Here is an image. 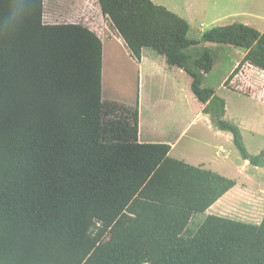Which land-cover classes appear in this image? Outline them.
I'll return each mask as SVG.
<instances>
[{
    "label": "trees",
    "instance_id": "1",
    "mask_svg": "<svg viewBox=\"0 0 264 264\" xmlns=\"http://www.w3.org/2000/svg\"><path fill=\"white\" fill-rule=\"evenodd\" d=\"M98 3L135 59L148 47L184 69L213 125L264 167L225 99L202 85L207 42L245 50L225 85L244 64L264 71V31L236 22L190 37L189 22L153 0ZM43 16L44 0H0V264H264V215L195 220L237 181L139 142L138 104L103 100L98 33Z\"/></svg>",
    "mask_w": 264,
    "mask_h": 264
},
{
    "label": "crops",
    "instance_id": "2",
    "mask_svg": "<svg viewBox=\"0 0 264 264\" xmlns=\"http://www.w3.org/2000/svg\"><path fill=\"white\" fill-rule=\"evenodd\" d=\"M60 1L44 0V22L49 24L79 23L98 33L103 42V100L118 102L129 107L138 104V141L141 143H167L171 145L169 152L171 157L225 175L223 164L216 157L219 152L216 151V154L214 146L210 142L202 140L208 132L220 134L222 130L213 125L209 114L203 111L204 104L201 102L196 117H194L193 101L195 95L191 89V76L184 69L170 65L163 55L148 47L143 48L140 60L135 59L124 39L113 26L111 19L101 11L98 0H69L67 3H61L62 5ZM153 1L161 4L157 0ZM198 1L187 0L183 4L171 2L170 5H161L186 19L191 27L195 21L196 13L205 8V6L201 8ZM89 2L93 4L92 8H89ZM209 8L214 10L217 7L210 4ZM47 12L50 14L49 18ZM241 13V16L246 18L243 23L256 26L259 14L248 10ZM105 26L111 30L110 34H106L104 31ZM201 26H203L202 22ZM199 30L201 34L203 31L202 29ZM118 46L125 52V56L117 54ZM207 47L209 48V46ZM244 55L245 50L241 54L240 61ZM240 61L236 62L229 74L225 76L224 81L228 79ZM121 70L126 75L123 76L124 84L121 85L119 80L112 83L117 77L118 71ZM207 75L208 73L204 77ZM227 112L228 103L226 102L225 118ZM196 118L206 122H194ZM229 134L232 138L231 133ZM193 145H198V148ZM210 149L213 150L212 154ZM245 162L249 163L247 160ZM234 179L237 181L236 178ZM238 185L239 181L206 210V215L214 214L232 219H237V215L255 217L258 214V203L255 209L252 205V209L250 208L248 212H244L240 203L237 204ZM263 215L264 212L262 218Z\"/></svg>",
    "mask_w": 264,
    "mask_h": 264
},
{
    "label": "rangeland",
    "instance_id": "3",
    "mask_svg": "<svg viewBox=\"0 0 264 264\" xmlns=\"http://www.w3.org/2000/svg\"><path fill=\"white\" fill-rule=\"evenodd\" d=\"M68 1L61 0L60 4ZM157 1L165 5H170L171 2L180 4L187 2V0ZM198 3L201 8L202 6H205V8L196 13L195 21L189 31L190 37L199 36V29L204 32L217 25L243 23L246 18L241 16V12L244 10L259 14L258 23L255 27L260 31L264 30V0H199ZM210 4L217 8L214 10L210 9ZM88 6L92 8L93 4L89 2ZM49 17L50 14L48 13ZM201 22L203 26H201ZM104 31L106 34L111 33V30L106 26ZM205 45L210 48L214 58V66L206 77L203 76L202 85L215 89L219 96L225 98L228 103L226 119L239 125L247 149L253 154L263 152L264 157V72L257 67L244 64L233 75L227 86L224 78L229 74L236 62L240 61L244 49L212 42H207ZM201 47V45L192 46L189 48L190 54L193 56L197 55ZM116 51L119 56H125V52L120 46L117 47ZM123 76H126L124 71H118V75L112 83L119 80L121 85H123L125 81ZM199 106L200 101L194 96V117H196ZM194 122L206 121L196 118ZM202 140L210 142L214 146L215 153L216 151L219 152V154L216 153V157L223 164L225 176L236 178L239 181L237 204H241L244 212L250 211L252 205L253 209H255L257 203L259 205L258 214L255 217L237 215L236 218L246 222L259 223L264 212V167L246 163L227 132L220 131V134L208 132ZM193 146L198 148V145ZM210 152L212 154L213 150L210 149ZM196 153L199 152L196 151ZM205 215L206 213L198 214L195 217L196 222L202 221Z\"/></svg>",
    "mask_w": 264,
    "mask_h": 264
}]
</instances>
